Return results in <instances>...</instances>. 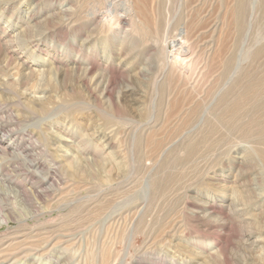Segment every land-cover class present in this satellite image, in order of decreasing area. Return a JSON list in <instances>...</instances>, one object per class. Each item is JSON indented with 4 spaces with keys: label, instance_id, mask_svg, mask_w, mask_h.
<instances>
[{
    "label": "rangeland",
    "instance_id": "obj_1",
    "mask_svg": "<svg viewBox=\"0 0 264 264\" xmlns=\"http://www.w3.org/2000/svg\"><path fill=\"white\" fill-rule=\"evenodd\" d=\"M42 1L17 0L9 9H0V33L6 31L0 37V121L9 123L4 124L6 130L15 131L3 136L11 149L0 153V183L5 187L2 191L8 192L7 186L15 190L26 186L43 194L34 203L38 213L21 197L0 201L11 203L20 219L0 225V240H19L22 234H48L53 241L70 238L49 252L65 257L49 264H86L91 256L98 264L101 251L110 252L112 264H130L136 250L150 242L159 244L153 256L162 255L168 262L171 257L206 264L226 242L228 264H264V225L254 222L258 213L264 214V198H255L264 166L239 177L235 162L259 146L251 137L258 132L264 109L239 108L236 97L257 91L249 74L264 69V56L254 57L264 51V0H250L238 38L224 14L229 0H145L151 18L162 11L165 29L143 25L134 13L128 26L113 37L107 31L99 36L88 33L98 20L77 28L69 19L67 28L63 23L58 26L52 14L69 4ZM111 2L90 0L82 15L86 19L97 10L110 14L102 28L115 25L116 15L129 11L121 0L113 6ZM37 20L46 33L38 36L35 45L6 51L2 43L14 35L23 38L19 33ZM126 28L141 41L155 39L154 56L142 53L129 58L118 53L127 40H122ZM81 45L86 52L82 49L77 56ZM24 60L26 70L18 65ZM90 60L95 62L92 71L85 68ZM31 68H39L40 74L30 72ZM38 89L37 104L24 96ZM64 137H70L72 144ZM151 137L158 148L149 143ZM187 143L189 159L166 163L173 156H184ZM55 145L67 151H57ZM19 153L24 155L15 161ZM93 153L99 154L97 162L92 161ZM155 180L161 182L159 189ZM240 205H244L241 210ZM243 217L248 224L238 221ZM36 259L17 264H33ZM43 263L45 259L37 262Z\"/></svg>",
    "mask_w": 264,
    "mask_h": 264
},
{
    "label": "bare ground",
    "instance_id": "obj_2",
    "mask_svg": "<svg viewBox=\"0 0 264 264\" xmlns=\"http://www.w3.org/2000/svg\"><path fill=\"white\" fill-rule=\"evenodd\" d=\"M17 0H0V9L1 10H4V9H9L11 7L12 4H14ZM44 1H61V5L65 6L67 4H69V6H67L65 9H63L62 11L60 12H53L52 15H55V19H58V26L59 24H62L63 23V26L65 28H67V25H69L70 23H67L65 20H69L68 22H72L73 24L74 23H77V24H74L75 27H77L76 25L78 24H84L85 23V26L87 25L86 22L88 23H97V22H94L96 20H98L99 24H96V26L90 28L91 32H88L91 34V36H96L98 35L99 36V32H101L102 34V31H104V33L107 31L108 34H110L111 36L112 35H116L118 32H119V29H121L125 24H127L128 26V23L130 22V16L132 18L133 14L134 13H137V16L141 18L142 20V24L143 22L144 23H147L148 25H151L152 27L156 28L158 31H163L165 29V24H164V21H163V14H162V11H158L157 14V17L156 16H153L152 18L150 17V14L148 13V10L145 6V3L146 1L148 0H121L122 2L120 4H124V7H126L128 9L129 12H127L126 14H122V15H116L117 18H115V25H107L105 28H102L101 27V24H103L104 22H107L104 18L106 16H109L110 17V14H104V15H101L102 12H99V11H93L91 12L89 16V18H86V15H82L83 13V10L84 8H86V6L89 4L88 2L90 1H87V2H82L81 0H44ZM81 1V2H80ZM111 1V0H110ZM114 2H111V6L117 4L115 3L116 1H119V0H113ZM150 1V0H149ZM39 2H43L42 0H39ZM250 3V0H229V5H225L224 6V11L227 16V18L229 19V25L231 27V29H233L234 33H236L237 35V38L239 37V35H241L242 33V30H243V26H244V21H245V18L247 17L246 14L248 13L247 12V8H248V4ZM132 4L136 5V9L133 10V6ZM227 4V3H226ZM152 6V5H151ZM155 6V5H154ZM103 9V8H102ZM87 11V10H86ZM101 11V10H100ZM126 12V11H125ZM111 13V12H110ZM155 14V15H156ZM153 15V14H152ZM223 15V14H222ZM84 16V17H83ZM136 16V17H137ZM225 16V15H224ZM54 19V20H55ZM157 19V20H156ZM129 21V22H128ZM180 21V20H179ZM29 22V21H28ZM128 22V23H127ZM140 22V21H138ZM227 22V21H226ZM112 23V22H111ZM178 23V22H177ZM176 23V24H177ZM117 24V26H116ZM146 24V26H147ZM167 24V23H166ZM182 24V23H181ZM72 25V24H71ZM99 25V26H97ZM145 25V24H143ZM180 25V23H179ZM184 25V24H183ZM227 25V23H226ZM70 26V25H69ZM81 26V25H79ZM84 26V27H85ZM141 26V25H140ZM182 26V25H181ZM25 27H27V30H23L21 33H19V36L20 37H23V38H17L18 35H14L15 37L13 39L10 38V40H6L2 43V45L5 46L6 48V51H8L9 53H12V52H19L20 50L24 49L25 45H31V46H34L35 45V42L39 39V35L40 34H45L46 33V29H42V25L40 24V21H34L33 24L31 23H28ZM72 27V26H71ZM222 27V26H221ZM228 27V26H227ZM62 28V27H61ZM78 28V27H77ZM153 28V29H154ZM184 28V26H183ZM69 29V28H68ZM67 29V30H68ZM70 30V29H69ZM74 30V29H73ZM80 30V29H79ZM125 30V28H124ZM127 30V28H126ZM155 30V29H154ZM50 31V29H49ZM121 32V31H120ZM157 32V31H155ZM6 34V31H2L0 33V37H4ZM122 34H124L122 36V40H125L127 38L126 43H121L122 44V47L120 48V53L121 55H124V57L126 56H129V58H133L135 57L137 54H145V53H149L151 54L153 51L155 52V50L157 49V41L155 39H151V40H148V41H141L140 37L136 36L135 33L131 30H127V31H124ZM161 35V34H160ZM104 36V35H103ZM88 37V35H87ZM90 37V36H89ZM102 37V36H101ZM113 37V36H112ZM220 37V36H219ZM213 38V37H212ZM86 39V38H85ZM121 39V38H120ZM157 39V38H156ZM187 39V38H186ZM93 40V39H92ZM100 40V39H99ZM122 40H120L122 42ZM143 40V39H142ZM84 41V40H83ZM159 41V40H158ZM99 42V41H98ZM115 42V41H114ZM187 42V41H186ZM200 42V41H199ZM70 44V43H69ZM119 44V45H121ZM181 44V43H180ZM210 44V43H208ZM24 45V46H23ZM74 45H72V48H73ZM159 46V45H158ZM85 50V48L81 45L79 47V49H77V56L80 54L81 55V50ZM119 49V48H118ZM160 49V48H159ZM95 51V50H94ZM157 51V50H156ZM22 52V51H21ZM86 52V50H85ZM258 53L259 54V57H262L264 56V51L263 50H259L257 53L254 54V57L255 55L258 56ZM65 54V53H64ZM153 54V53H152ZM120 56V55H119ZM140 56V55H139ZM151 56V55H150ZM150 56H148L150 58ZM154 56V54H153ZM157 56V55H156ZM10 57V56H9ZM18 57V56H17ZM19 57H21L19 55ZM84 57L86 58V61L88 60L87 59V54H84ZM98 57V55H97ZM114 57V56H113ZM122 58V57H121ZM137 58V57H136ZM142 58V56H141ZM148 58V59H149ZM152 58V57H151ZM190 58V57H189ZM27 59V58H26ZM55 59V58H54ZM60 59V58H59ZM98 59V58H97ZM155 58H152V61H154ZM76 64H77V59H72ZM109 60V59H108ZM121 60V59H120ZM127 60V59H126ZM131 60V59H130ZM177 60V59H176ZM123 61V60H122ZM132 61V60H131ZM136 61V60H135ZM151 61V60H150ZM165 61V60H164ZM163 61V62H164ZM27 62V60H24L22 61V63L18 64L20 66H22L23 68H25L22 64H25ZM59 62V61H58ZM109 62V61H108ZM121 62V61H119ZM134 62V61H133ZM161 62V61H160ZM57 63V62H56ZM94 61L93 60H90L88 61V64L87 66H85V68L87 70H91L92 71V67L94 66ZM96 63H100V62H96ZM128 64H130L129 62H127ZM74 64V63H73ZM75 64V65H76ZM105 64V63H104ZM175 64V62L173 63ZM221 64V63H219ZM67 65V64H66ZM84 65V64H83ZM107 65V64H106ZM120 65V64H119ZM151 65V64H150ZM158 65L160 66V64L158 63ZM56 66V65H55ZM78 66V65H77ZM76 66V67H77ZM105 66V65H104ZM114 66V65H113ZM191 66V64H190ZM106 69H110L111 72L114 70L112 68H108L107 66H105ZM104 67V68H105ZM112 67V66H111ZM129 67V65H128ZM259 67V66H257ZM22 68V69H23ZM58 70L62 69L60 67H57ZM56 68V69H57ZM60 68V69H59ZM73 68V67H72ZM98 68V67H97ZM126 68V66H125ZM163 68V67H162ZM174 68V67H173ZM263 68V67H262ZM255 69V72H251L249 75L251 77H253L256 81V89L257 91L259 92V97L258 98V93L257 91H253V93L250 95V96H237L236 97V103L238 105L239 108H246L245 106L249 107V108H256L257 110H259L260 112L262 111V109H264V69ZM32 70H30V72H35L37 74H40L39 72V68H31ZM84 69V68H83ZM172 69V66L171 68ZM182 69V68H181ZM26 70V68L24 69ZM124 70V69H123ZM162 70V69H161ZM65 71V70H64ZM104 71V69L102 70ZM108 71V70H106ZM181 71V70H180ZM259 71H262V74H258ZM29 72V71H28ZM117 72V71H116ZM119 72V71H118ZM117 72V73H118ZM126 72V71H125ZM124 72V73H125ZM103 73V72H102ZM120 73V72H119ZM154 73V72H153ZM156 73V72H155ZM88 74V73H87ZM101 74V72H100ZM113 74V73H112ZM115 74V72H114ZM121 74V73H120ZM159 74V73H158ZM169 74V73H168ZM86 75V74H85ZM105 74H103L104 76ZM108 74H106L105 76H107ZM111 75V74H110ZM164 75V74H163ZM99 76V75H98ZM158 76V75H157ZM263 76V77H262ZM108 77V76H107ZM111 77V76H110ZM104 78V77H103ZM115 78V77H114ZM110 79V78H109ZM113 79V78H112ZM158 79V77H157ZM191 79V78H190ZM106 80V79H105ZM164 80V79H163ZM106 81H110V80H106ZM161 81V80H160ZM165 81V80H164ZM112 83V81H111ZM163 84V83H162ZM3 85V84H2ZM164 86V85H163ZM161 86V87H163ZM0 88L3 89V86L0 85ZM106 88V87H105ZM131 89V88H130ZM41 90V89H40ZM38 89V91H35L33 94H25L24 96H29L30 98H34L35 100H31L33 103H38L39 102V99L41 98L40 96H37L35 93H38L40 91ZM250 88H247L245 89V93L247 91H249ZM106 91V90H105ZM18 102V101H17ZM15 103V102H14ZM18 104H21V102L19 101ZM14 105V104H13ZM1 108V107H0ZM3 108V107H2ZM8 108V107H7ZM13 108V107H12ZM6 109V108H5ZM14 109V108H13ZM1 111L3 110H0V113ZM7 111V110H6ZM4 117V116H2ZM1 118V116H0ZM2 119V118H1ZM0 119V120H1ZM5 119V118H4ZM9 119V118H8ZM50 118H48L47 120L49 121ZM6 120V119H5ZM46 120V118H45ZM7 121V120H6ZM2 121H0V131H2V136H0V153H2L1 155H4V154H8V148L11 149V146L6 144V141H4V138L3 136L4 135H7V134H12L14 133L15 131H13L11 128L9 130H6V123H1ZM12 122V120H11ZM13 123V122H12ZM20 123V122H19ZM6 124V125H4ZM11 124V123H10ZM155 124V123H154ZM20 125V124H19ZM15 127V126H14ZM23 128V127H22ZM19 131H17V134H18ZM102 132V131H101ZM104 132V131H103ZM20 133V132H19ZM31 133V132H30ZM96 133V131H95ZM100 133V132H98ZM106 133V132H105ZM108 133V132H107ZM154 133V132H153ZM151 134V133H150ZM13 135V134H12ZM32 135V134H31ZM71 135V134H70ZM111 134H109L110 136ZM15 136H18V135H15ZM14 136V137H15ZM21 136H23L21 134ZM69 136V135H68ZM104 136V135H103ZM150 136V135H149ZM19 137V136H18ZM32 137V136H31ZM101 137V136H100ZM105 137V136H104ZM9 138V137H8ZM59 138V137H58ZM109 139V137H107ZM21 139V138H20ZM61 139V138H60ZM63 139V138H62ZM105 139V138H103ZM255 140V143L256 144H259V146H256V147H253L250 151V153H244L245 156L243 155V157L237 161L236 159V164H238V166L240 167L239 168V177H244L245 175H248V174H254L255 171H256V167L258 165H261V166H264V112L261 116V121L258 123V132H254L252 137H251V140ZM11 139H9L10 141ZM13 140V139H12ZM17 140V139H16ZM22 140V139H21ZM33 140V139H32ZM64 142H70L71 143V138L70 137H64ZM90 140V139H89ZM111 140V139H110ZM109 140V141H110ZM8 141V142H9ZM108 141V142H109ZM63 142V141H62ZM104 142V140H103ZM151 142L153 143L152 145L154 146H159L158 142L155 141V139L153 137H151L150 139V144ZM30 143V142H28ZM105 143V142H104ZM107 143V142H106ZM11 144V143H9ZM69 144V143H67ZM72 144V143H71ZM29 145V144H28ZM33 145V144H32ZM40 145V144H39ZM18 146V145H17ZM37 146V145H36ZM56 148H57V151H67V150H63L59 146L55 145ZM105 146H107L105 144ZM153 146V147H154ZM255 146V145H254ZM24 147V146H23ZM27 148V146H25ZM72 147V145H71ZM25 148V149H26ZM30 148L32 149V147L30 146ZM64 148V147H63ZM105 148V147H104ZM156 148V149H157ZM184 149V156H180V157H177V156H173L171 158H169V160L166 162V163H170L173 161L175 162L177 159L178 161H184L183 159H189V143L185 144V146L183 147ZM196 148V146H193L190 148V151L192 152L194 149ZM18 149V148H17ZM24 149V150H25ZM155 149V150H156ZM97 151V150H95ZM10 152V151H9ZM12 152V151H11ZM21 153V151H20ZM16 154L13 158L16 160L19 159V157L22 159V155L24 154ZM23 153V152H22ZM32 153V151H31ZM12 155V154H11ZM26 155V154H25ZM99 154L97 153H93V162H97V158L95 156H97ZM240 156V155H239ZM101 157V156H100ZM1 158V157H0ZM103 158V157H102ZM9 159V158H8ZM20 159V160H21ZM233 159V158H232ZM5 160V159H3ZM6 161L8 162V160L6 159ZM24 161V160H23ZM26 161V160H25ZM33 161V160H32ZM188 161V160H187ZM6 163V162H4ZM41 163V161H40ZM166 163H164V165H166ZM28 164V163H27ZM39 164V163H38ZM1 165V164H0ZM9 165V164H8ZM37 165V164H36ZM54 166V164H53ZM56 166V165H55ZM2 167V166H1ZM32 167V166H31ZM7 168V167H6ZM56 168H59V167H56ZM56 168H53V171H57ZM12 169V168H11ZM10 169V170H11ZM7 170V169H6ZM28 170V169H27ZM15 171V170H14ZM17 171V170H16ZM26 171V170H25ZM19 172V170L17 171ZM32 172V171H31ZM8 173V172H7ZM29 173V172H28ZM34 173V172H33ZM52 173V172H51ZM21 174V173H20ZM30 174V173H29ZM46 174H49V173H46ZM54 174V173H53ZM258 174V173H257ZM15 175V174H14ZM27 175V174H26ZM33 175V174H32ZM3 176V175H2ZM19 177V176H18ZM26 177V176H25ZM32 177V176H31ZM49 177V176H47ZM212 177V176H211ZM217 177V176H216ZM46 179V178H45ZM6 180V179H5ZM158 180V179H157ZM236 180V179H235ZM16 181V179H15ZM21 181V180H20ZM30 181V180H29ZM44 181V180H43ZM48 181V180H47ZM257 181L259 182L260 184V193H257V191H255L257 193L256 197L255 198H260V199H263L264 198V176L262 177H257ZM11 182V181H10ZM26 182V181H25ZM12 183V182H11ZM20 183V182H19ZM22 183V182H21ZM16 184V183H15ZM14 184V185H15ZM46 184V183H45ZM156 185V188L158 187V189L160 188V184L161 182H156L155 180V183ZM258 184V185H259ZM33 186V185H31ZM49 186V185H48ZM253 186V185H252ZM2 188H5L4 185L2 183H0V201L2 199H5L6 201H8L10 198H12V195L14 196H17V197H21V199L23 201H26L28 204L29 203H32L30 204L32 208V211L33 213H38L37 212V206L38 205H35L34 203H36V201L38 200H41V198L43 197V194L41 191H38L37 189L33 188L32 191H28L26 189V186L24 188H19V190H15L13 188H10L9 186H7V189H8V192L6 191H2ZM43 188V186H42ZM162 188V187H161ZM245 188V187H244ZM241 189V190H245V189ZM246 189H251L250 188V185H246ZM46 190V189H45ZM254 190V189H253ZM252 190V192L250 191V193H253L254 191ZM158 191V190H157ZM228 194V193H227ZM248 194V193H247ZM243 195V194H242ZM246 195V194H245ZM253 196V195H252ZM14 198V197H13ZM59 200V199H58ZM66 200V199H65ZM2 202V201H1ZM261 202V201H260ZM72 203V202H71ZM238 203V202H237ZM233 205L235 203H232ZM264 204V203H263ZM239 204H237L238 206ZM0 225L5 223L7 224L9 221H13V220H16L18 219V214L17 212L13 211V206L11 205V203H7V204H4L3 202V205L0 204ZM41 206V205H40ZM211 206V205H210ZM213 206V205H212ZM221 206V205H220ZM224 206V204H223ZM241 206V205H240ZM34 207V208H33ZM203 207V206H202ZM244 207V205L241 206V208L239 210H241L242 208ZM50 208V207H49ZM223 208V207H222ZM234 208H236V206H234ZM229 209V208H228ZM39 211V210H38ZM212 211V209H211ZM245 211V210H244ZM264 211V210H263ZM262 211V212H263ZM233 213V212H232ZM230 215H232L230 212H229ZM238 215V214H237ZM245 215V214H244ZM258 217L256 220H254V222L260 224V225H264V214H259L258 213ZM233 216V215H232ZM243 216V215H242ZM20 218V217H19ZM246 218L243 217V219L239 218L238 221H242V222H245L246 224H248V222L245 220ZM20 220V219H18ZM208 220V219H207ZM220 223V222H219ZM222 223V222H221ZM250 223V222H249ZM54 230V229H53ZM51 230L47 231L49 233ZM23 233V232H22ZM30 233V232H29ZM246 233V232H245ZM20 234V233H19ZM247 234V233H246ZM48 235V234H47ZM44 235V234H36L35 236H29L26 234H22L20 235V238L19 240H10L9 241H3L4 239H1L0 240V264H17V262L20 263V261H27V260H30L32 259L33 260V256H36L38 257V259H36V261H33V264H37V262L39 260H41V263H42V259H45V263L43 264H49L50 262L52 263H58V261L65 257L64 254H61V252H58L57 250H55V252L57 251L58 252V255L55 254V252H53V254L55 255H50L51 253H49L51 250H53V248L55 247V245H58L59 243L60 244H63L64 242H68L70 241V238H67L66 237V241H53L52 237H50L49 235ZM52 236V235H51ZM73 236V234H72ZM71 237V236H70ZM18 239V238H17ZM58 239V238H56ZM60 239V238H59ZM64 238H62L63 240ZM72 239V238H71ZM146 241V240H145ZM221 242V241H220ZM254 242H259V241H254ZM219 244V242H218ZM226 244V245H225ZM225 244L221 247H219L214 253V255H211L208 259H207V263L206 264H228V256H227V253H226V246H227V243L225 242ZM163 245V244H161ZM221 245V244H220ZM156 247V248H154ZM157 247H159V244H156L155 242L152 243H143L142 247H140L138 249V251L136 250L137 253H139V255H136L137 253H134L133 254V260L130 264H187L186 262H183V261H180V260H177L176 258L173 259L170 257L171 261L172 262H168V260L164 257H162V255L158 258L156 257L155 255L153 256V253L155 252H159V250H157ZM165 247V246H164ZM59 248V247H58ZM65 248V247H64ZM63 248V249H64ZM67 248V247H66ZM60 249V248H59ZM62 249V250H63ZM67 250V249H66ZM101 251V250H100ZM45 252V253H44ZM56 252V253H57ZM99 252V251H98ZM171 252V251H170ZM176 252V250H175ZM174 252V253H175ZM68 253V252H67ZM102 253V256H101V259L100 261L98 262V264H112L113 262V256L110 254V252H103L101 251ZM100 254V253H99ZM132 254V253H131ZM157 254V253H156ZM201 254V253H200ZM50 255V256H48ZM215 255L219 256L220 258H222L221 260H214L216 257ZM80 256V255H79ZM78 256V257H79ZM98 256V255H97ZM159 256V255H158ZM169 256V255H168ZM201 256V255H200ZM92 258H89L86 262V264H97L93 258V256H91ZM207 257V256H206ZM215 257V258H214ZM68 258V257H67ZM75 258V257H74ZM97 258V257H96ZM100 258V257H99ZM205 258V257H204ZM65 260V259H64ZM147 260V261H145ZM68 261V260H66ZM64 261V263L66 262ZM25 263V262H24ZM84 263V262H83ZM68 264V263H67ZM85 264V263H84Z\"/></svg>",
    "mask_w": 264,
    "mask_h": 264
}]
</instances>
